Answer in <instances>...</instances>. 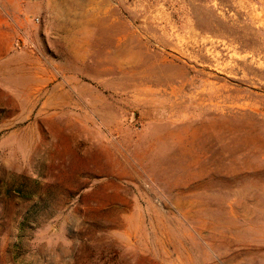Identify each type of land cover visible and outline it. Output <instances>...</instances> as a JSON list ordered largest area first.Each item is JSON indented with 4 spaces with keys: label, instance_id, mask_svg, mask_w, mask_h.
Instances as JSON below:
<instances>
[{
    "label": "rangeland",
    "instance_id": "rangeland-1",
    "mask_svg": "<svg viewBox=\"0 0 264 264\" xmlns=\"http://www.w3.org/2000/svg\"><path fill=\"white\" fill-rule=\"evenodd\" d=\"M0 264H264V0H0Z\"/></svg>",
    "mask_w": 264,
    "mask_h": 264
}]
</instances>
